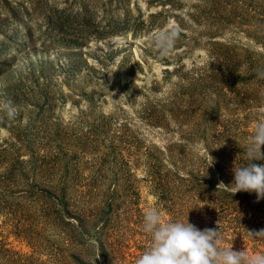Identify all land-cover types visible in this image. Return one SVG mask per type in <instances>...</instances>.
<instances>
[{
	"label": "rangeland",
	"instance_id": "374dc122",
	"mask_svg": "<svg viewBox=\"0 0 264 264\" xmlns=\"http://www.w3.org/2000/svg\"><path fill=\"white\" fill-rule=\"evenodd\" d=\"M9 2L0 264H135L150 206L164 222L220 226L222 249L264 255L248 232L264 229V199L232 194L219 173L252 163L264 119V0ZM172 27L162 55L152 38Z\"/></svg>",
	"mask_w": 264,
	"mask_h": 264
},
{
	"label": "clouds",
	"instance_id": "9594fccd",
	"mask_svg": "<svg viewBox=\"0 0 264 264\" xmlns=\"http://www.w3.org/2000/svg\"><path fill=\"white\" fill-rule=\"evenodd\" d=\"M179 34L180 30L172 27L156 33L152 39L164 55L173 48ZM259 75L264 76V72ZM262 145L264 119L257 121L247 147V157L252 163L234 168L232 194L239 191L255 192L257 200L264 199V164L254 163L264 159ZM212 163L213 160L209 165ZM143 230L150 234L152 242L137 257L135 264H264V255L250 257L244 250L218 247L220 226L219 230H200L188 219L187 222H164L159 209L154 206L144 213ZM248 232L254 238H264V229Z\"/></svg>",
	"mask_w": 264,
	"mask_h": 264
},
{
	"label": "trees",
	"instance_id": "16d2710c",
	"mask_svg": "<svg viewBox=\"0 0 264 264\" xmlns=\"http://www.w3.org/2000/svg\"><path fill=\"white\" fill-rule=\"evenodd\" d=\"M3 2H4V4L5 5H7V7H8V9H9V11L11 12V15L14 17V16H16L17 15V13L15 12V9H14V7H13V5L9 2V0H3ZM217 54H215V56H216ZM227 60V57L226 56H224L223 55V57H222V61H226ZM250 63H252V61L250 62ZM2 63H0V65H1ZM230 64H232V61H229V63L227 64V65H230ZM252 65H248V67H251ZM259 164H264V160H262V161H260L259 162ZM215 167L217 168V164L215 163ZM201 170V169H200ZM218 171H219V169H218ZM219 173H220V180L224 183V184H226V179H231V178H233L234 177V169H232V170H230L229 171V173L228 174H226V175H224V173H223V171L222 172H220L219 171ZM202 174V173H201ZM225 176V177H224ZM224 178H225V180H224ZM199 180H200V183H196V184H198L196 187H198L199 188V190H204V189H206V183L208 182V180L207 179H205V177H204V175H202L200 178H199ZM218 188H215V187H213V190H217ZM52 194V193H51ZM211 195H214V197L215 198H217V200L220 202V203H223V202H221V201H223V197L221 196V195H218V193L216 194V193H214V191H212V193H210ZM61 196L63 197V194H61Z\"/></svg>",
	"mask_w": 264,
	"mask_h": 264
}]
</instances>
